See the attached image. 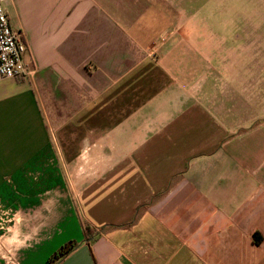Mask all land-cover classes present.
<instances>
[{
	"label": "crops",
	"instance_id": "1",
	"mask_svg": "<svg viewBox=\"0 0 264 264\" xmlns=\"http://www.w3.org/2000/svg\"><path fill=\"white\" fill-rule=\"evenodd\" d=\"M2 4L35 73L0 80V199L76 179L19 264H264V39L207 54L174 0Z\"/></svg>",
	"mask_w": 264,
	"mask_h": 264
},
{
	"label": "rangeland",
	"instance_id": "2",
	"mask_svg": "<svg viewBox=\"0 0 264 264\" xmlns=\"http://www.w3.org/2000/svg\"><path fill=\"white\" fill-rule=\"evenodd\" d=\"M174 4L183 12L188 9L186 31L203 43L207 54L215 47L216 53L224 55L249 53V40L264 39V0H174ZM65 166L61 186L39 191L41 196L30 198L28 208L0 199V264H19L21 254L36 251L58 233L57 222L75 206V173Z\"/></svg>",
	"mask_w": 264,
	"mask_h": 264
},
{
	"label": "built area",
	"instance_id": "3",
	"mask_svg": "<svg viewBox=\"0 0 264 264\" xmlns=\"http://www.w3.org/2000/svg\"><path fill=\"white\" fill-rule=\"evenodd\" d=\"M4 1L0 0V80H29L35 73L26 61L29 48L23 35L12 29Z\"/></svg>",
	"mask_w": 264,
	"mask_h": 264
},
{
	"label": "trees",
	"instance_id": "4",
	"mask_svg": "<svg viewBox=\"0 0 264 264\" xmlns=\"http://www.w3.org/2000/svg\"><path fill=\"white\" fill-rule=\"evenodd\" d=\"M86 233L89 232V228L86 227ZM79 245L74 242H69L68 244L61 247L49 260V264H57L58 262L64 260L68 257Z\"/></svg>",
	"mask_w": 264,
	"mask_h": 264
}]
</instances>
